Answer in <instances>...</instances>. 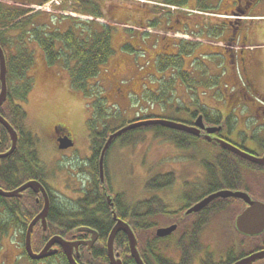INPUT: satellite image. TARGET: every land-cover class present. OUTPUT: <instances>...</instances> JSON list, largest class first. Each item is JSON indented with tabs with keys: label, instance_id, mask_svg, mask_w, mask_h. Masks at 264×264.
Listing matches in <instances>:
<instances>
[{
	"label": "rangeland",
	"instance_id": "1",
	"mask_svg": "<svg viewBox=\"0 0 264 264\" xmlns=\"http://www.w3.org/2000/svg\"><path fill=\"white\" fill-rule=\"evenodd\" d=\"M38 1L41 2V4L37 3ZM79 1L80 0H24V11L30 13H26L24 18L17 20L13 24V28L16 26L18 27L25 19H27L28 22H24V25L28 26L29 31L32 30L36 24L47 25V31L54 29L65 30L68 26L78 23H87V26H89L88 22L91 21L90 17L95 16H92L89 12L82 13V5ZM145 1H147V3H143L139 0H99V2H103L104 4L103 6L102 3L98 2L102 5V11H105L107 8L109 9L105 11L104 17H98L100 22L93 20L96 22V28L101 30V23L107 21L111 23V25L138 26L132 25L136 22L134 14L130 15V12L128 14L122 12V7L124 6L133 12L136 7L146 9L145 5L147 4H151L152 6L157 4V2L177 4L181 0ZM230 1L231 0H187L183 4L178 5L184 7V10H188V7L197 11L202 10L204 16L198 13L193 15L203 17V19L195 17V21L196 23H203L204 27H207L210 23H218L219 26H223L225 18H219L215 13L219 14L224 12V5ZM257 5H259V7L256 6L255 9L251 11V14H257L254 19L253 29L257 26L259 27L261 24L264 25V0H257ZM113 6L117 7L120 18L125 22L116 23L112 20V17L107 15L112 11L117 12ZM39 7H41L40 10ZM32 11H37L38 13ZM183 12L187 13V11ZM13 28L8 29L6 38L14 39L19 36L20 31ZM219 28L220 27H218V29ZM77 29L80 30L79 28ZM116 30L112 31V36L113 42L115 43L114 49H116L117 54L114 57L111 56L108 62L101 66V71L95 79H90L88 89L93 90L94 93L91 95H86L84 92L70 88L69 72L60 64L49 65L45 62L44 50L38 41L31 38L30 32L27 33V41H23L24 43L14 40L8 41L5 45L8 62L10 58L18 56V47L20 44H25L28 47L29 51H31L30 53L33 55L34 62L28 71L29 75L33 78V86L25 102L19 98V92L17 91L18 86L21 84L20 79L13 80V78L8 76L11 99L4 107L3 111L5 114H8L10 118H15L13 114L15 109L14 105H23V109L26 112L24 130L32 132V134L36 135L37 140H39L36 149L38 150L41 160L44 162L48 171L56 169L61 170L56 180L52 179V181H49L52 186L58 189L63 185V176H65V178L68 177L67 169L77 166L76 171H74L76 175L79 174L77 164H81L82 169L86 170L87 173L90 170L89 165L85 166L88 164V158L92 157L90 154L92 145L89 121L91 119L93 120L95 117L94 114L98 113V107L105 110L108 114L106 119L104 121L102 120L103 122L100 123H105L110 131L123 127L139 116L146 115L190 123L193 121L191 112L198 111L200 106L205 107L206 115L210 117V119L206 120L208 123H215L217 116L215 114L216 111H221L222 113L226 112V97L223 93V88H220V75L214 71V63L212 62L213 59H216L213 57V54H215L218 49H215L212 44L201 43V41H206L204 36L208 37L207 34L198 32L194 39L200 41H179L181 44L190 43L193 51L191 57L186 56L185 60L181 58L182 62H185L183 68L187 70L181 72L184 71L181 69V66L179 69H175V67L173 68L171 64H169V67L171 66L173 69L165 71L163 69L159 70L153 66L152 61L156 52L167 53L169 50L175 51L177 49V41H156L158 35L163 32L162 28L159 30H155L153 27L147 29V31L150 32L149 36H147L144 31H140L142 32V37L140 36L141 41H133V46L126 44V41H122V38L128 37L124 35V33L117 32L114 35ZM125 31L128 34L133 33L130 28L125 29ZM183 34L185 33L177 32L176 35L187 38ZM188 37L193 38L194 36L189 35ZM181 44H179V47H181ZM169 45L172 46L169 47ZM117 59L120 62V67L118 71L115 72ZM167 62L171 63L172 60H168ZM205 62L208 63L206 64ZM199 64H202L198 67L200 72L194 71V73H188V70L192 71V69ZM49 69L51 72L48 73ZM180 72L185 75H182ZM171 74L173 75L172 77H170ZM181 76H187L193 84H200L199 87L191 91V87L187 88ZM229 82L233 83V80L231 79ZM144 83L145 85L143 86ZM234 83L239 84L237 81H234ZM161 85H164L162 89L164 94H160ZM239 85L238 88L241 87V85ZM146 88L147 91L143 95L142 90ZM261 101L264 102V100ZM247 107L248 104L244 105L242 110L246 111ZM244 113L245 112L242 111L240 113L234 112V114L229 117L228 121H226V118H223L222 126L224 128L221 134L228 135L231 140L242 142L245 149H257L253 143L255 139L251 136V132H253L252 124L255 120H250L247 125H244L242 123L244 121ZM20 124V127L23 128L21 122ZM58 125H65L68 128L72 138L76 141L77 150H79L80 153L79 157H73L72 149H70L71 151H66V149H61L59 146L60 149L58 148L59 150L56 151V146L48 141L53 133V129ZM99 127L102 128L100 125ZM259 130L263 133L261 138H264V128L261 126ZM192 140L193 144L191 147L181 149L177 147L169 137L158 136L155 134L154 130L150 129L131 133L127 141H123L122 138L118 139L110 148L107 159L108 190L110 193H117L120 195L119 197L125 203L128 212L131 211L137 200L144 197H152L154 193L164 198V204L167 203L168 213L157 214L148 218V222L153 225L151 228L152 230L158 227L169 226L171 223L179 220L180 216H175L173 213L177 212L176 210L180 206L186 205L190 200L201 196L205 187L207 185L211 187L214 183L212 175L209 172V174H207L206 169L202 163H200L201 160L199 162L196 159H191L188 155L200 150H216L219 146L216 144L210 145L203 138ZM61 150H64V152ZM55 152L57 155H55ZM64 155H69L71 157L65 158ZM204 156L207 155L204 154ZM61 162L62 166L60 165ZM215 164L218 163L215 161L214 165ZM17 165L21 166L20 163H17ZM237 169H239V171H237ZM237 169L235 167L236 174H238L242 181V183L237 186L243 187L245 185V176L247 175L246 169L244 170L242 168L241 170L239 167ZM169 172L175 173L176 177V181L172 186L155 191H146L145 185L150 178ZM18 176H20L21 179L24 178L22 174H18ZM83 176L84 175L79 174V178L86 180V177ZM186 181H190V184H187ZM60 197L66 200V202H69L66 197ZM260 198L264 199V197ZM228 204L229 206L227 209L220 212L215 219L213 218L209 225L203 228L201 234L200 240L205 249L204 253L209 252L216 262L211 264H221L226 256L227 247L233 246L234 242L235 244L232 249L236 252L240 253L244 247L238 241V235L234 227H232L234 225V218L243 206L239 202L234 201H230ZM11 212L16 211L9 210V212H7L3 207H0V222L7 220ZM118 213L119 216L123 218L122 212L118 211ZM133 226L137 227L134 223ZM8 229L11 230L13 228L8 227ZM180 231L182 232L183 229ZM180 231L174 235V238L170 239L169 245L172 246L166 247L165 239L168 240L169 238H162L156 241V246L151 250L160 253L161 249H163V255L171 257L174 261H179L180 249L178 243L181 239ZM14 234L15 233H7L1 236L0 264L6 260L5 256L8 253L11 254L10 261L18 255L21 257L24 256L23 259L18 260V264H65L63 258L59 256L51 258L45 263V260L32 261L20 251L21 248L19 247L24 244L23 236L12 237ZM137 235L141 236L140 239H142L145 233L137 227ZM164 246L166 249L163 248ZM200 248L201 245L198 246V249L189 248L187 254L188 258L186 260L187 264H189V262L190 264H199V260L195 255L193 257L192 255L193 251L201 250ZM211 256L209 257L211 258Z\"/></svg>",
	"mask_w": 264,
	"mask_h": 264
},
{
	"label": "flooded vegetation",
	"instance_id": "2",
	"mask_svg": "<svg viewBox=\"0 0 264 264\" xmlns=\"http://www.w3.org/2000/svg\"><path fill=\"white\" fill-rule=\"evenodd\" d=\"M140 1L143 3H147V1H145V0H140ZM253 2H256V1L255 0H231L229 3L224 5L225 11L228 14H235L238 16V17H235L234 19L228 18V20L226 21L227 32L224 33L225 38H226L225 41H229L231 44H235L236 39L238 37L239 38L241 37L240 38L241 41H249V39H251L250 34L252 33V23L247 19V17H248V14L250 13L249 12L250 11V5ZM99 3L103 4V2H99ZM99 3L95 7V11H96V9H98L100 16H96L92 12L94 7L91 4L85 5V11L84 12H89V13H91L92 16L94 15L95 17L90 18L91 21L88 22L89 26L86 25V27L79 28L80 30L75 28V30L82 31V30H84V28L92 30L93 26L91 25V22H94L95 24H96V22L93 20H97L98 22H100L98 20L99 19L98 17H104L105 11L109 8H107L106 10L104 9L105 11H102V9H101L102 5ZM103 6H104V4H103ZM141 6H142V4H141ZM145 6H146V9H141V8L136 7L133 12L130 11L125 6L122 7L123 13L128 14L130 12V15L134 14V16L136 17V22H134V23H135V25H138V26H136V27L130 26L129 27V26H125V25H113V24L111 25V23H109L107 21L105 23H101L102 30L104 29L103 27H105V26L107 28H112V31L116 30V29H123V30H116L114 35L117 32L124 33V35H126L128 37L122 38V41H141L142 32H140V31H144V33H146V35L149 36L150 32L147 31V29H150L151 27H153L155 30H159L162 28L163 32H161V34L158 33L160 35H158L156 41H177V44H176L177 49L175 51L169 50L167 53L156 52L154 59L156 60L158 58L160 60V57L165 56L166 60L168 61L169 58H171L172 56H175V55H177L178 58H180V60H181V58L183 60H185L186 56L191 57L192 52H193L192 46L188 47L187 44H184V43L181 44V43H179V41H199V40L194 39V38L190 39V38L181 37L180 35H176V34H177V32H183L185 34H188L190 36L193 35L195 37V33H197V32L204 33V29L202 28L201 23H199V22L196 23L195 16L191 13H186V12H183L181 10H179V12L174 11L166 4V2L157 3L154 6H152L151 4H147ZM150 6H152V7H150ZM113 7L117 12L112 11L110 14H107V13L106 14L109 15L110 17H112L113 18L112 20L115 21L116 23L125 22L123 19L120 18L119 14H118L117 7L116 6H113ZM0 9H2V10H4V9H10V10L20 9L22 11V14L19 16L18 19L24 18V13H23V11H24V0H0ZM82 10H83V8H82ZM75 25L83 26L82 23H78V24H73V25L68 26L65 30H61L59 28L58 29L60 31H63V32H61L63 34L66 30H68L71 27H74ZM94 27L97 31L102 32V30H98L96 28L97 27L96 25H94ZM128 28L132 29L133 33L128 34L125 31V29H128ZM192 28H194V29H192ZM141 29H143V30H141ZM214 30H215V28H214ZM19 31L21 32L22 29H20ZM151 32H153V31H151ZM164 32H166V33H164ZM153 33H155V32H153ZM212 34L217 37V31L210 33V35H212ZM111 37L113 40L112 32H111ZM214 39L215 38H211L210 41H213ZM179 44H181V47H179ZM172 45H169V47H171ZM58 49L60 51H66L65 46L59 42H58ZM116 54H117V52L114 54V56ZM253 58L255 59V62L258 63L257 56H253ZM193 61H195V60H193ZM196 61H198V60H196ZM184 64H185V62H182V60H181V62L178 65H176V66L171 65V66L175 67V69H179L180 68L179 66H181L182 67L181 69L184 70L181 72H185L187 70L183 68ZM61 66L64 69H66L63 65H61ZM171 66L169 67V65H168V66H166V68L167 69H173ZM199 66L200 65L195 66L192 69V71L188 70L189 71L188 73H191V72L194 73V71L200 72V70L198 68ZM119 67H120V62L117 59L115 72L118 71ZM66 70H67V72H69L68 69H66ZM49 72H51L50 69L48 70V73ZM199 85L200 84L197 83L196 85L193 84V85H189V86L191 87V91H193V90H196L199 87ZM223 93L225 94L226 101L228 103L230 102V104H229L230 106H231V104L233 105V103H240V102L244 101L245 99L252 98L250 95V92L244 88H240L237 93H231L230 91H227V90H223ZM9 101H10V93H9V98L7 99L6 103H4L2 106H0V113L4 114L3 109ZM254 104L256 105V112L258 113V115L263 116L264 115V106L257 105L256 103H254ZM230 106H228V107H230ZM25 114H26V112H25ZM255 120L257 122L259 121V120H257V118H255ZM205 122H206V119H205ZM21 123L23 125V128L21 127L22 128V134L20 133L18 147L16 148V151L14 152V154L12 156H10L8 158H4V159H9V160L13 161L20 154L19 157L22 158L20 161L21 166H17L16 169H17L18 173H16V174H22L24 178H22V180H21L22 183L20 185H17V183H16L13 186L7 187L3 183H1L0 187H2L4 190L12 191V190L18 189L20 186H22L23 184H25L26 182L31 181V180L38 181L44 186V188L47 192V198L49 200V205H50L49 212H48V215L46 217V219L48 221V226H47V229H44V226L41 223L37 224L34 228V235H39V234L44 235L45 234L47 236L49 234V230L51 227L50 225L52 223V220H55V221H58V219H62V221L67 220V219H70L71 221L77 220V219L82 220V218L84 216L89 215V213H87V206L88 205L91 206V204H92V208H97L98 204H99V200H100V202L105 200V202L108 203L109 192L107 190V186L101 185L100 187H97L94 184L95 183L94 182V171L90 165V157L88 158V164L85 165V166L89 165V167H90V170L88 171V173L86 170L82 169L81 164H77L79 174L84 175L83 177H86V180L79 178V174L76 175V173L74 172V171H76V168H77V166H76L75 168H71V169L66 170L68 173V177L65 178V176H63V178H64L62 180L63 185L59 189L56 188L55 186H52L49 183V181H52V179L56 180V178H57V176L61 170L56 169V170H53L54 172L47 170V167L45 166L44 162L41 160V157L38 153V150L36 149L39 140H37L36 135L32 134V132H30L28 130L24 131V117L22 118ZM187 124L188 125H194V121L187 123ZM205 124L208 126L211 125L207 122ZM223 128L224 127L222 126V129ZM262 128H264V124L262 125ZM252 129H253V132H251V136L255 139V141H253V143L257 149H251V150L245 149L244 146L242 145L243 144L242 142L231 140V138L228 135L221 134V131L213 133L212 137L213 138H217V137L223 138L225 140L230 141L231 143H233L237 147H239L243 150H246V152L251 154V155H254L256 157H264V138H261L262 134H261V131L259 130V125H257L255 122H253ZM28 132H30V133L27 134ZM194 136L197 138H203L210 145L217 143L216 141H213V142L209 141L208 138L206 137V133L204 130H202V132L199 136H197V135H194ZM67 138L72 140L73 146L66 149V151L72 149L73 157H79L80 153H79V150H77L76 141L72 138L71 134L69 133L68 128L65 125L56 126L53 129V133L51 134V137L48 141L52 142V144L54 146H56V149H57L56 151H58L60 149L59 148L60 140H64ZM30 140H34V143L31 144ZM10 146H11V138L10 137L5 135L3 139H0V153H4L5 151H7L10 148ZM61 151L64 152V150H61ZM90 154L92 155V151ZM204 154H206L207 156H204ZM55 155H57L56 152H55ZM69 155H64V156H65V158H69V157H71ZM200 155H201V157H200ZM188 157H190L191 159H196L199 162L201 160L200 163H202V165L206 169V173L209 172V170L207 169V165H213L215 161L217 163L224 165L225 169L223 170V176H222L224 180L219 182L218 184H217V181H215L212 185L213 187L218 186L220 189H217V190L210 192V193H207V194L203 190L202 195L195 198V199H197L196 201H194V202L191 201L192 203H189L190 204L189 206L187 205L188 204L187 203L186 204L187 207H186V205L180 206L176 210L177 212H174L175 216L181 217V218L179 217V220L175 221V222H177L175 224H177L178 227H179L178 222H180V221H182V222L198 221L200 218L203 217L204 211L207 207H209L214 202L216 203L219 200H223L222 198H217V199L213 200L209 205H207L202 210H200L198 212H193V213L187 214L186 211L190 207L199 203L202 199L205 198V196H207L211 193H214L216 191L225 190V189L226 190H228V189L243 190V191L247 192L253 200H259V201L264 202L263 201L264 199L260 198V197H262V198L264 197V166L263 165H260L256 162L249 160V159H245V158L237 155L236 153H234L232 151L224 150L222 148L220 149V147L216 148V150L215 149L205 150V151L200 150L197 152H192L190 155H188ZM2 160L3 159H0L1 162H2ZM195 164H197V163H195ZM60 165L62 166V162L60 163ZM235 165H238V166H235ZM232 167H233V170H230ZM235 167H236V169L239 167L241 170H242V168L244 170L246 169L247 175L245 176V185L243 187L237 186V185L241 184L242 181L240 180L238 174H236ZM237 171H239V169H237ZM35 174H37V177H35ZM193 182H196V181H193ZM186 183L190 184V181H186ZM207 187L211 188L210 186H207ZM111 195L113 197V201H114V205H115L116 198L119 195L117 193L115 195L111 193ZM60 196L66 197L67 200H69V202H66V200H64ZM154 197L160 198V196L153 194L152 197L146 198V199H144V201L152 200V198H154ZM18 199L21 202V210H16V214H15L16 220L11 221V220H13L12 217L5 220V221H8L11 223L9 227H12L13 229H11V230L9 229L8 233H15L13 235L14 237L23 236L24 234L27 233L29 223L32 221V219L36 215L39 214V212L45 206L46 195L42 190H39L38 192H36L32 188H28V189H25L24 191H22L20 193V195L18 196ZM230 201L239 202L243 206V208L239 212V214L245 208H247L249 206V204L246 203L242 199L233 198ZM29 205H31V207L32 206L34 207L33 211L29 210L30 209ZM84 205H86V206H84ZM59 207L63 210H59ZM184 207H186V208L184 209ZM182 209L184 210L183 214H182ZM29 211H31V213H33L34 215L31 218V220L29 221V223H27V218L25 216V213H27ZM233 224H232L233 225L232 227H234V229H235V221H233ZM169 226H171V225H169ZM169 226H166V227H169ZM80 227H89L92 229H96L100 233L99 227H95V226H91V225H79V226H75L74 228H72L70 230V234L67 236H64L60 233H54V235H60L68 241L77 242L78 243L77 247L79 248V250H77L76 245H75V248H73V251H74L73 255H74L75 259L80 264H92V260L94 258L93 257L94 250L96 248V245L98 244V241H96L94 244H92V246H89V243L88 244L85 243V241L91 240L92 233L90 231H79L78 228H80ZM166 227H164V228H166ZM178 227H177V230H178ZM180 233H181V238H182V236L184 234H186L187 232L185 230H183ZM261 235H264V232ZM170 236H167V237H170ZM167 237H164L163 239H165ZM99 238H100V236H99ZM99 238H98V240H99ZM165 241H166L165 246L167 247V240L165 239ZM42 244H41L40 249H36L37 252H40L42 250V247H44L46 245L45 242ZM165 246L163 248H166ZM54 247L57 248L59 246L56 245ZM19 248H21V250H22V245ZM189 248H191V246L186 247L185 248L186 250H182V248L179 247V249H180V260L175 261L176 264L180 263V261H185V263L187 264L186 260L188 258L187 254H188ZM227 248L228 249L226 251V256H225V258L221 264H224L229 259L230 246H228ZM204 251H205L204 248L201 250H198V251L197 250L193 251L192 257L195 255V257L199 260V264L216 263L213 256H211V254L209 252L204 253ZM107 252H108V249H107ZM202 252H203V254H202ZM58 253L63 254L68 259V256L63 251L62 247L59 248ZM117 253L119 255L118 257H120V253L119 252H117ZM10 256L11 255L8 253L5 256L6 260L2 264H6V263L7 264H18V260L22 259L21 256H19V257L16 256L10 261ZM209 256H211V258ZM236 256H237L236 258H232V259H235L234 261H232V263H234V262H236V261H238V260H240V259H242L248 255H244V256L236 255ZM149 257L151 258L150 260L155 262L154 264L157 263L154 260L155 258L153 256L149 255ZM46 259H48V258H46ZM263 263H264V260H259V261L255 262L254 264H263ZM189 264H190V262H189Z\"/></svg>",
	"mask_w": 264,
	"mask_h": 264
},
{
	"label": "trees",
	"instance_id": "3",
	"mask_svg": "<svg viewBox=\"0 0 264 264\" xmlns=\"http://www.w3.org/2000/svg\"><path fill=\"white\" fill-rule=\"evenodd\" d=\"M99 0H80L81 3V11H85V5L91 4L94 9L92 12L96 16L99 15L98 9L95 11V7L98 5ZM187 0H181L177 4L170 3L172 5H181ZM257 1V0H255ZM78 2V3H79ZM41 4V2H37ZM79 3V5H80ZM169 3V2H167ZM83 8V10H82ZM33 12V11H32ZM37 12V11H36ZM24 15L29 14L30 12L23 11ZM35 13V12H34ZM38 13V12H37ZM22 14V11L20 9H0V44L3 47L5 53V45L8 43V41H27V33L30 32L31 38H33L35 41H38L42 49L44 50V60L49 65H63L66 69L69 70V76H70V86L76 91L84 92L86 95L94 94L93 90L88 89V84L90 79H95L98 76V73L101 71V66L108 62L109 58L114 54V46H113V40L111 37L112 28H107L106 26L103 27L104 29L102 32L97 31L94 27L96 25L94 22H91V25L93 26L92 30L85 29L82 31L75 30V28H82L86 27L87 23H84L83 26H77L69 28L66 30L63 34L60 30H46L47 25H34L32 30H28V26L24 25V22L27 23V19L22 22L18 27H14L18 30L22 29L19 36L14 39L6 38L8 29L13 28V24L19 20V16ZM17 18V19H16ZM30 22V19H29ZM13 28V29H14ZM58 42L62 43L66 51H60L58 49ZM28 47L25 44H20L18 47V56L12 57L9 59L8 62V76L13 78V80L20 79V85L18 86L17 91L19 92V98L21 100H26L27 95L29 92H31L32 86H33V78L31 75H29L28 71L32 67V64L34 62L33 55L30 53ZM7 57V54H6ZM172 59L169 58V60H172L171 63H167V60L165 56L160 57V60L157 58L156 60L153 58V66L157 69H164L169 64L171 65H178L181 60L178 58L177 55L172 56ZM8 59V58H7ZM180 67V66H179ZM181 73V72H180ZM182 75H185L184 73H181ZM182 79L191 85L193 83L187 76H181ZM9 82V81H8ZM1 87V84H0ZM21 88V90H20ZM14 117H9L8 114L4 115L11 121V123L18 129V131L22 134V128L20 127V122L22 118L25 119V111L23 107L19 104L16 106L14 105ZM107 111V110H106ZM99 113L94 114V119L89 121V128H90V139H91V147H92V157H90V165L94 171V184L97 187L103 186V183L101 182L100 176H99V158L101 155V151L106 143L107 138L109 135L118 129H115L113 131L108 130L107 125L101 124L100 122H103L108 114L105 112V110H102L98 107ZM205 114V119H210L209 116L206 115V109L203 106H200V109L198 111L191 112V115L193 116V121L196 119V117L200 114ZM214 113V112H213ZM212 113V114H213ZM216 119L215 123H209L211 125H220L222 124V115L220 112H215ZM147 118H155V116L146 115L138 117L135 120L140 119H147ZM20 119V120H19ZM103 120V121H102ZM132 120V121H135ZM228 121V120H226ZM207 122V121H206ZM208 123V122H207ZM17 124V125H16ZM20 124V125H19ZM99 125L102 127L100 128ZM104 125V126H103ZM125 126V125H124ZM154 130L155 134L158 136H167L173 141L177 147L181 149H187L192 146L193 140L192 139H198L194 135L190 133H186L183 131L173 130L166 128L161 125H152V126H145V127H139L133 130H129L119 137H117L112 145L117 141L118 139H121L123 141H127L129 138V135L135 131H146V130ZM25 131V130H24ZM28 132L27 134H29ZM171 134V135H169ZM7 135L9 137V134L5 127L0 124V139H3L4 136ZM30 143H34V140H30ZM109 150L107 151L106 158H105V175H106V184H108V173H107V159ZM18 157L11 161L9 159H3L2 162L0 161V184L3 183L7 187L13 186L17 183V185H20L22 183V179L20 176H18L17 171V163L19 164L21 159ZM11 162V163H10ZM207 169L209 170V173L212 175L214 182L217 181V184L221 181H223V170L225 169L224 165L218 163L213 165H207ZM233 170V167L230 169ZM207 173V174H209ZM35 177H37V174H35ZM176 181L175 173L169 172L166 174H160L157 176H154L150 178L146 185V191H155L160 189H165L170 186H172ZM208 186V185H207ZM204 189V191L207 193L213 192L217 189H220L217 187H207ZM209 188V189H208ZM108 190V188H107ZM109 192V190H108ZM116 194V193H112ZM155 194V193H154ZM119 195V194H118ZM120 196V195H119ZM116 198L115 201V208L117 211L122 212V217L125 221H127L131 227L133 228L134 232L137 235V227L141 229L145 235L142 239H140L141 236H138L139 239V248L142 254L143 259L147 264H154L149 255L153 256L155 261L158 264H176L174 260H171V257H168L167 255H163V249H161V252H155L151 249L156 246V241L158 238L156 237L155 230L151 229L153 227L152 223L148 222V218L153 215L157 214H163L168 213L167 211V204H164V198L160 196L154 197L152 200H146V201H139L137 202L131 209V211L128 212V208L126 207L125 203L121 200L120 197ZM159 196V195H158ZM197 199L190 200L188 202L192 203L196 201ZM231 199H223L219 200L218 202L212 203L209 207H207L204 211V215L202 218H200L198 221H188V222H178L179 227L178 230L173 233L167 240V246L169 245L170 239L174 238V235H176L177 232H179L181 229L185 230L187 233L182 236L180 239L178 246L182 248V250H186V247H190L193 249H198V246L201 245V234L203 231V228L209 225L211 220L217 217V215L227 209L229 206V202ZM192 201V202H191ZM237 201V200H236ZM186 205V207H187ZM86 206V205H84ZM0 207H3L5 211L9 212L21 210V202L18 198H7L0 195ZM31 211H33L34 207L29 205ZM184 207V209L186 208ZM59 210H63L59 207ZM31 211L25 213V216L27 218V223L31 220L33 217V213ZM182 209V214H183ZM13 213L11 212V215L8 218H13V220H16L13 217ZM87 213L89 215L84 216L82 220H63L58 219V221L52 220L51 227L49 230V234L46 236L44 235H34L33 234V248L36 249L37 247H41V244L46 242L50 235H53L54 233H60L64 236H67L70 234V230L74 228L75 226L79 225H91L95 227H99L100 231V238L98 240V244L96 245V248L94 250L93 254V260L92 264H109V257L107 252V240L109 233L115 223L113 219V213H112V206L103 200L100 202L97 208H92L91 206H87ZM136 219V221H135ZM192 222V223H191ZM136 225L137 227L133 226ZM10 222H0V241L2 239V235H6L8 233V227L10 226ZM187 225V226H185ZM59 231V232H58ZM191 231V232H190ZM237 233L238 241L241 243L243 247V250L238 253L232 247L230 246V253H229V259L228 263L225 262L224 264H231L232 261L236 258V255L244 256L246 254H249L254 251H258L260 249H264V235H260L257 237L252 236H244L240 234L239 231L235 230ZM181 232V231H180ZM25 234L23 235V241ZM12 237H14L12 235ZM154 239V240H153ZM43 245V244H42ZM176 247V246H175ZM166 249V248H165ZM201 249V248H200ZM115 250L116 252L120 253V257L123 260L124 264H137L135 259L131 256L130 251V245L129 240L125 232L121 231L118 233L115 241ZM22 253H24L25 256H28L27 251L25 249L24 244L22 245V250H20ZM11 255V254H10ZM63 254H58L54 257H62L65 264H70L69 260L66 258V256H62ZM19 257V255H18ZM29 257V256H28ZM45 259L44 262L49 261L51 258ZM24 256L22 257V259ZM30 258V257H29ZM28 258V259H29ZM31 259V258H30ZM32 261H37L33 260ZM156 263V264H157ZM36 264V263H35ZM178 264H186L185 261H180Z\"/></svg>",
	"mask_w": 264,
	"mask_h": 264
},
{
	"label": "water",
	"instance_id": "4",
	"mask_svg": "<svg viewBox=\"0 0 264 264\" xmlns=\"http://www.w3.org/2000/svg\"><path fill=\"white\" fill-rule=\"evenodd\" d=\"M7 72H8V68H7L6 55H5L4 49L0 45V81H1L0 106L4 104V102L7 100V97H8ZM0 124H2L7 129L10 135V138H11V146L9 150L4 153H0V158H6L15 152L18 146V142H19V133L16 130V128L10 123V121H8L2 114H0ZM152 125H161L169 129L183 131V132L190 133L192 135H197V136H199L202 130H204L206 133V137L208 138L209 141L215 140L218 142V144L221 147L228 149L245 159H249L253 162H256L264 166V157H256L254 155H251L225 139H222V138L213 139L211 135L215 132H219L222 129V126H206L204 122V116L202 114H200L197 117L194 125H188L186 123L172 121V120H168L164 118H151V119H144V120H139V121L129 123L109 135L101 151V155L99 158V175H100V179L102 183H105L106 181L105 156L112 142L117 137H119L120 135H122L123 133L129 130H133L139 127L152 126ZM71 146H73V142L71 139L67 138L64 140H60L61 149H67ZM28 188H32L36 192H38L39 190H42L46 195L45 206L40 211V213L36 215L34 219L31 221L28 227L26 237H25V248L28 254L30 255V257L33 259L39 260V259H44L49 256H52L58 252V249H53V246L55 244H59L63 248V251L67 254L70 263L79 264L73 255L74 254L73 248H75V245L77 247L78 243L75 241L65 240L60 235L53 236L46 243V245L40 252L38 253L34 252L33 247H32V233L34 230V226L39 221H41L44 227H46L47 225L46 217L48 215L49 208H50L49 200L47 198V192L44 186L38 181L31 180V181L26 182L22 186H20L18 189L12 190V191H6L0 187V195L5 196V197H15V196H19L22 191ZM228 197L239 198L249 204V206L245 208L236 217V220H235L236 228L241 233L246 234V235H258V234L263 233L264 232V202L259 201V200H253L249 196V194L245 191H241V190L233 191V190L225 189V190H220V191L211 193L208 196H206L204 199H202L199 203L189 208L187 211V214L202 210L203 208H205L208 204H210L213 200L217 198H228ZM108 198H109L108 200L109 204L113 207L114 202L111 196H108ZM113 217L116 223L111 229L110 234L108 236V240H107L108 257L110 260V264H123L122 259L118 257L119 256L118 254L115 253V239H116L117 234L121 231L125 232L128 237L131 255L135 259L137 264H146L138 249V238L133 228L131 227V225L127 223L126 221L120 219L117 215L116 210H113ZM176 228H177V225H172L167 228H160L157 230V235L159 237L167 236L171 234L173 231H175ZM79 230L80 231H90L92 233L91 240L85 241V243L87 244L89 243V246H92V244H94L99 238V232L97 230H94L89 227H81L79 228ZM77 250H79L78 247H77ZM260 259H264V250L254 252L236 261L233 264H254L256 261Z\"/></svg>",
	"mask_w": 264,
	"mask_h": 264
},
{
	"label": "crops",
	"instance_id": "5",
	"mask_svg": "<svg viewBox=\"0 0 264 264\" xmlns=\"http://www.w3.org/2000/svg\"><path fill=\"white\" fill-rule=\"evenodd\" d=\"M250 36L251 39L249 41L239 40L236 41V44L225 41V35L217 36L215 41H210L209 38L204 36L206 41H201V43L212 44L215 49H218L213 54L216 59H213L212 62L214 63V71L220 75V88L231 93H237L240 88L249 89L248 91L252 97L240 103H233L231 106L229 105L230 102L226 101L228 104H225L226 112L222 113L220 111L222 117L227 119L234 112L240 113L242 111L245 112L243 115L244 121L242 122L244 125H247L250 120L257 118L259 122L256 120L255 122L261 127L264 124V115H258L254 103L264 106L261 101L264 100V25L261 24L259 27L252 28ZM113 44L115 47L114 42ZM253 56H257L258 63L255 62ZM205 63L207 64L208 62ZM231 79L233 83L229 82ZM234 81H237L241 87L238 88L239 84L234 83ZM246 104H248V107L246 111H243V106ZM261 134L263 133L261 132Z\"/></svg>",
	"mask_w": 264,
	"mask_h": 264
}]
</instances>
